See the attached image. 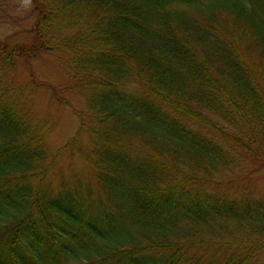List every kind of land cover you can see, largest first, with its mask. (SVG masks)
<instances>
[{
  "label": "trees",
  "instance_id": "16d2710c",
  "mask_svg": "<svg viewBox=\"0 0 264 264\" xmlns=\"http://www.w3.org/2000/svg\"><path fill=\"white\" fill-rule=\"evenodd\" d=\"M33 2L34 43L0 42V264H264V0ZM43 51L79 121L56 151ZM71 150L96 186L53 193Z\"/></svg>",
  "mask_w": 264,
  "mask_h": 264
},
{
  "label": "rangeland",
  "instance_id": "374dc122",
  "mask_svg": "<svg viewBox=\"0 0 264 264\" xmlns=\"http://www.w3.org/2000/svg\"><path fill=\"white\" fill-rule=\"evenodd\" d=\"M36 23L37 11L33 0H0V42H7L11 46L18 44L22 47L33 44ZM57 57L56 54L44 51L38 53L37 57L25 63L24 73L20 78L21 82L34 78L47 86V91L34 97V101L37 111L46 120L58 118L46 141L52 151L63 148L75 135L79 125L71 109L60 108L57 105L58 99L64 100L62 90L67 82ZM65 100L77 104L81 97L73 95L66 97ZM50 103L55 104L53 110H50ZM91 179L92 172L86 161L77 152L71 150L60 154L46 184L53 193L82 184L90 185L94 189L96 185ZM255 182L260 191L264 192V175L255 179ZM8 222L7 219L0 220V236L3 233L4 239L12 233L11 222Z\"/></svg>",
  "mask_w": 264,
  "mask_h": 264
}]
</instances>
